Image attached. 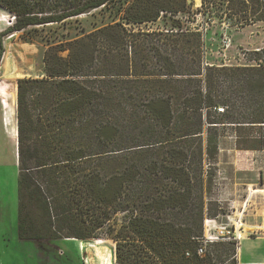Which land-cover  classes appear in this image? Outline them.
<instances>
[{
  "label": "trees",
  "instance_id": "trees-1",
  "mask_svg": "<svg viewBox=\"0 0 264 264\" xmlns=\"http://www.w3.org/2000/svg\"><path fill=\"white\" fill-rule=\"evenodd\" d=\"M4 37L99 8L116 20L44 53L45 74L18 79V236H107L118 264H217L197 254L219 140L231 129L264 149V46L238 65H204L207 24L264 22V0H0ZM203 18V27L197 16ZM164 20L163 27L135 26ZM129 25V26H128ZM68 51L67 55L63 52ZM191 252L190 256L187 252ZM232 251V252H231Z\"/></svg>",
  "mask_w": 264,
  "mask_h": 264
},
{
  "label": "rangeland",
  "instance_id": "rangeland-1",
  "mask_svg": "<svg viewBox=\"0 0 264 264\" xmlns=\"http://www.w3.org/2000/svg\"><path fill=\"white\" fill-rule=\"evenodd\" d=\"M189 1L194 4V9L201 6V0ZM14 20V14L0 5V32L12 25ZM115 20L107 8H99L64 22L31 26L4 37L5 52L0 64V264H118L116 243L104 235L89 239L19 238L18 142L12 136L18 124L17 103L14 107L15 122L3 100L5 91L14 90L18 79L44 76V53L50 45L80 38ZM198 23L203 27L200 15L197 16ZM163 25L164 20L159 19L135 28L156 30ZM206 27L203 28L206 43L204 57L213 64L244 63L246 50L264 46V22L238 29H229L226 24L218 22L206 23ZM67 53L63 52L64 55ZM209 167H216L210 197L219 201L222 207L219 215L215 216L213 211L207 217L210 223L234 229L233 222L237 217H231L234 213L229 202L217 199L219 195L226 199L233 197L239 204L241 202V206L245 205L247 212L244 215L246 222L242 230L237 231L238 234L243 239L261 240L264 237V149L257 144L240 141L231 129H227L226 135L219 140L217 162L207 163L206 168ZM235 246L237 252V244ZM228 247L222 246L218 251L217 264H229Z\"/></svg>",
  "mask_w": 264,
  "mask_h": 264
},
{
  "label": "crops",
  "instance_id": "crops-1",
  "mask_svg": "<svg viewBox=\"0 0 264 264\" xmlns=\"http://www.w3.org/2000/svg\"><path fill=\"white\" fill-rule=\"evenodd\" d=\"M221 202H229L230 208H232L231 217L241 218L243 224L246 222L244 215H247L245 205L233 197L225 198L222 195L217 197ZM232 218L229 220H232ZM233 221V220H232ZM237 257L239 264H264V237L261 240H249L241 238L239 240V246L237 251Z\"/></svg>",
  "mask_w": 264,
  "mask_h": 264
},
{
  "label": "built area",
  "instance_id": "built-area-1",
  "mask_svg": "<svg viewBox=\"0 0 264 264\" xmlns=\"http://www.w3.org/2000/svg\"><path fill=\"white\" fill-rule=\"evenodd\" d=\"M208 64H210V62L206 60L204 65H208ZM210 222L211 221L208 218L205 219L206 230L204 232V235L197 239L198 240V246L196 250L197 254H199L200 256L205 255L209 249V245L219 242L237 241V249H238L239 240L242 238L237 232L239 229L242 230L243 222L241 221V218H238L233 222L234 229L228 228L226 226H219L218 224L213 225ZM209 225L210 228L208 227ZM190 254H191L190 251L187 252L188 256H190ZM230 261L231 259L227 260V262L229 263Z\"/></svg>",
  "mask_w": 264,
  "mask_h": 264
},
{
  "label": "bare ground",
  "instance_id": "bare-ground-1",
  "mask_svg": "<svg viewBox=\"0 0 264 264\" xmlns=\"http://www.w3.org/2000/svg\"><path fill=\"white\" fill-rule=\"evenodd\" d=\"M3 100L5 102L6 108H8V111L10 113V116L13 117V120L16 122V113H14V107L17 103V86L12 91H5V94H3ZM18 127L15 126L14 132H12L13 138L17 140L18 137Z\"/></svg>",
  "mask_w": 264,
  "mask_h": 264
},
{
  "label": "water",
  "instance_id": "water-1",
  "mask_svg": "<svg viewBox=\"0 0 264 264\" xmlns=\"http://www.w3.org/2000/svg\"><path fill=\"white\" fill-rule=\"evenodd\" d=\"M14 17H16V16L14 15ZM17 127H18V124H17ZM17 142H18V138H17ZM17 147H18V145H17ZM17 154H18V151H17Z\"/></svg>",
  "mask_w": 264,
  "mask_h": 264
}]
</instances>
